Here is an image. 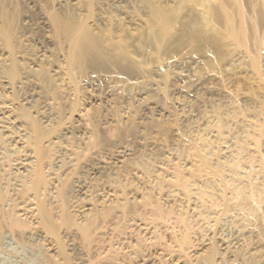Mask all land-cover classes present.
<instances>
[{
	"label": "rangeland",
	"instance_id": "374dc122",
	"mask_svg": "<svg viewBox=\"0 0 264 264\" xmlns=\"http://www.w3.org/2000/svg\"><path fill=\"white\" fill-rule=\"evenodd\" d=\"M177 1L178 12L170 0H0V107L20 125L12 126L1 162L0 196L21 205L16 176L23 171L15 166L30 150L56 187L44 201L58 228L53 236L39 225L0 220V264H264V209L257 212L262 228L242 234L229 219L238 208L224 185L232 183L227 174L191 164L183 150L198 114L233 105L244 121L235 130L247 174L241 185L246 191L257 185L264 194V0ZM156 13L173 25L160 48L146 22ZM127 14L138 18L140 37L129 48L134 62L92 64L71 76L66 62L77 24L89 27L101 18L99 29L107 33L101 44L110 48L119 40L108 29H122ZM50 63L62 73H50ZM55 159L60 167L45 166ZM173 169L195 186L209 184L212 204L199 209L202 218L193 194L174 191ZM150 170L159 176L147 175ZM112 197L123 207L98 220L86 239L57 220L58 214L77 220V212L93 206L107 209ZM225 240L231 257L222 252Z\"/></svg>",
	"mask_w": 264,
	"mask_h": 264
},
{
	"label": "bare ground",
	"instance_id": "6f19581e",
	"mask_svg": "<svg viewBox=\"0 0 264 264\" xmlns=\"http://www.w3.org/2000/svg\"><path fill=\"white\" fill-rule=\"evenodd\" d=\"M129 1L130 0H124L126 5H128L127 3H132ZM171 2H173L172 4L174 5L172 9H175V11L178 12L179 10L176 9L178 8L180 1L176 0L175 2V0H170V3ZM195 12L197 14L201 12L200 5L195 6ZM168 18L169 16H167L166 13H156L152 15V17L148 21H146L148 23V28L152 33V41L157 48H160L162 44L168 39V35L171 29L173 28V25ZM100 19H95V21H93V25L92 23H90L91 26L89 27L86 25V23L83 22L84 25H81L80 23L77 24L79 27H75L76 30L73 28L74 33L73 36L70 37L72 39V50L66 62V68L71 76L75 75L78 72H81L83 67L92 64L101 65L103 63H107L112 66H118L124 64V61L125 63L134 62L133 57H131V52L129 54V48L132 47L131 44L133 40H137V38L140 37L138 32V18L135 15L133 16L132 14H127L124 16L125 22L122 29L121 27L117 29H112L111 27L110 29L107 28L108 30H110V32L106 30L111 35L110 39L115 37L119 40L117 44L118 46L110 45V48H103L101 44L103 35V33L101 32L104 31V29L102 30L101 28L100 30L99 26L103 25L104 21ZM80 22L82 23V20ZM42 24L46 28H49L46 22H43ZM65 25L66 24H64V26ZM70 25L74 27L75 24ZM71 29L72 28H70V30ZM70 32L71 31H69V33ZM106 34H104L103 36H105ZM104 39L105 38H103V40ZM108 39L109 38H107V41H109ZM35 56L37 60L41 61L42 58L45 57V53L44 51H39L38 53H36ZM1 64H3V61H0V65ZM169 64L170 62H168L167 65ZM48 70L53 75L59 74L60 71L62 73V69L58 64L56 65L50 63ZM5 107H0V172L2 171L1 162L5 158H7V156L5 157V155L8 149H10L9 147L7 149V146H9V140L13 137L11 132V130H13L12 126H14L15 121L16 124H18V120H16L17 117H13L12 112L8 111V109H6ZM162 113L163 111L160 114L164 116V114ZM22 117L21 118L25 119L33 130L37 129V123L33 122L27 115L23 114ZM243 124L244 121L240 119L238 114L236 115L233 105H228L227 109H224L223 111L220 110L216 112H211L210 115L198 114V116L193 119L192 126L190 125L191 127L188 128L189 132L187 131V133H189L191 136V142L184 144L183 150L186 152V154H188V161L191 164L197 161L198 163H200L201 168L203 170L213 169L219 174H227V177L232 183L224 181V185L230 192V202L234 203L235 206L238 208L235 210L234 213H232V216L229 217L230 222L235 225L233 226L234 228L242 229L243 231L240 230L242 234H252L254 233L255 228H262L259 224L257 212L260 209H264V194L263 190L257 185L249 186L247 191L243 187L244 185H241V182L247 177V174H243L242 176L241 173V162L237 155L238 151L241 149V143H239L235 137V130L236 128H239L240 130ZM14 133L16 132L14 131ZM19 145L21 146V148L23 147V149L24 147L25 149L27 147L26 142H22ZM69 148L70 147H67V150ZM28 152L32 154L30 150ZM31 154H27L28 159L24 158V161L21 160L23 163L17 164V162H20L17 161V166H15L17 168L15 170L23 171V176H16V178H19V182L18 179L16 180L18 182V188L20 191L19 194L21 193V197L19 200L20 203H18L22 206L20 205L21 207H15L13 205L14 207H11L10 205H12L13 203L8 205V198L6 199L5 195H1L0 220L8 221L12 227L24 228L28 224H34L36 225V227L39 225L48 234L54 236L58 229L56 224L54 223V218L56 217V215L54 217H51L48 209L46 208L44 200L45 198L52 197V195L55 193L54 191L56 187H53V184L51 183L52 179H50V181L48 182L43 173L42 167L39 168L35 165L37 162L36 157L34 158ZM119 154L120 157H123L125 152H120ZM34 159L36 160V162ZM6 160L7 159H5L4 161ZM60 164L61 161L55 159L52 163H48L45 166L50 169L52 166L60 167ZM148 174L152 176H159V174H156L155 171L152 170L147 171V175ZM4 175L0 173V188L3 186V184H1V181L4 179ZM185 175L186 174H183L181 170L173 169L170 174V177L173 182L172 185L174 187V191L185 193L183 195H187L188 193L193 194V199L195 203L194 207H196L195 209L197 211L198 218H202L203 215L200 213L199 209H202L206 204L211 206L213 193L210 190L209 184L201 182L200 185L195 186L193 182L188 180V178L186 180ZM2 177L3 179L1 180ZM246 195L248 198L245 197ZM108 201L109 205H106L107 209H104L103 206H93L90 209L87 208L85 210L77 212V220L71 219L69 216H62L59 214L57 215V220H62L65 224L74 227L76 230L79 231L81 236L86 239L89 236L90 230L94 226V228H96V223L98 220L100 221L101 218L106 217L109 213L111 214V212L115 210L117 206H119L120 208L123 207V205L120 204L121 201L115 199V197H112ZM18 203L15 204L18 205ZM152 207V217L154 222H156L155 216L158 215L159 208L156 205H153ZM195 209L193 211H195ZM244 222H249L250 224L248 223V225H252V227L243 228V226L246 225ZM200 225L205 228L206 222L203 220ZM41 236L40 234L38 235V237ZM238 237H235L237 241L239 240L237 239ZM205 241H208V239ZM221 242L223 245L222 248L224 250L222 252L230 251V241L225 240ZM230 255L231 254H229V257H231ZM224 258L227 257L225 256Z\"/></svg>",
	"mask_w": 264,
	"mask_h": 264
}]
</instances>
